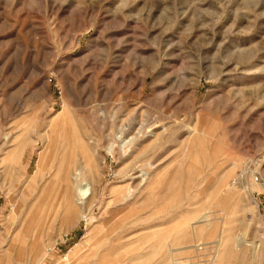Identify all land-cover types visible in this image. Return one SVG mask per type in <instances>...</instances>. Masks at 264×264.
Returning <instances> with one entry per match:
<instances>
[{
  "label": "rangeland",
  "instance_id": "374dc122",
  "mask_svg": "<svg viewBox=\"0 0 264 264\" xmlns=\"http://www.w3.org/2000/svg\"><path fill=\"white\" fill-rule=\"evenodd\" d=\"M0 264H264V0H0Z\"/></svg>",
  "mask_w": 264,
  "mask_h": 264
},
{
  "label": "bare ground",
  "instance_id": "6f19581e",
  "mask_svg": "<svg viewBox=\"0 0 264 264\" xmlns=\"http://www.w3.org/2000/svg\"><path fill=\"white\" fill-rule=\"evenodd\" d=\"M120 139L124 142L125 140L124 134H121ZM132 141H133V138L129 140V144H131ZM126 144L127 142L124 143V145ZM124 145H123V149H124ZM113 149H111V151ZM42 165H44L43 158L41 161H39V168H41ZM70 185H71L72 192H75V193L79 192L83 198H86V203H91L93 201L95 194H96V189L92 183H89L87 181V176L85 173L76 172L75 174H73L70 179Z\"/></svg>",
  "mask_w": 264,
  "mask_h": 264
}]
</instances>
